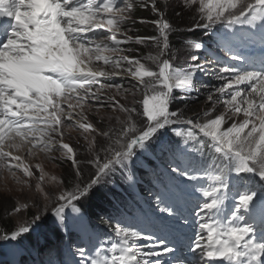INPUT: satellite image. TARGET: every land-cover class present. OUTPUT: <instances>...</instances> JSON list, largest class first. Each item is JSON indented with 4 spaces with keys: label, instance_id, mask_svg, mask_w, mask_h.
Returning <instances> with one entry per match:
<instances>
[{
    "label": "snow or ice",
    "instance_id": "obj_1",
    "mask_svg": "<svg viewBox=\"0 0 264 264\" xmlns=\"http://www.w3.org/2000/svg\"><path fill=\"white\" fill-rule=\"evenodd\" d=\"M169 6L168 0H0V169L31 187L33 167L14 155L21 149L57 151L51 159L73 167L71 188L55 194L43 187L49 174L35 165L38 199L31 206L38 210L0 230V241L18 242L40 228L48 215L41 200L53 198L54 223L70 231L69 211H81L77 202L117 172L133 180L137 162L155 156L165 161L152 205L159 226L147 233L118 226L107 248L91 255L80 248L78 264H264V0H181L175 15L187 10L185 30L202 35L175 51L169 37L181 29L167 18ZM137 8L156 19H133ZM137 22L151 23L158 35H129ZM257 44L259 54H246ZM126 45L150 50L137 55ZM180 59L188 63L179 66ZM200 75L218 83L204 86L210 106L188 116L187 105L172 106L199 98ZM117 77L129 85L112 83ZM86 107L96 113L94 122ZM72 128L85 141L82 151L64 142ZM172 128L179 141L165 140ZM189 188L200 196L190 256L181 238ZM13 205L9 213L30 207L15 198Z\"/></svg>",
    "mask_w": 264,
    "mask_h": 264
},
{
    "label": "rangeland",
    "instance_id": "obj_2",
    "mask_svg": "<svg viewBox=\"0 0 264 264\" xmlns=\"http://www.w3.org/2000/svg\"><path fill=\"white\" fill-rule=\"evenodd\" d=\"M139 2V0H137ZM159 2V0H158ZM169 7L166 9L167 12V18L173 25H178L181 29L180 31H175L171 35H177V46L174 47L171 37L170 44L172 49L175 51L177 49H181L183 46V42L186 39H197L202 35V32L200 34L195 33L192 34V32H187L185 30V26L188 22H190V17L188 15L187 10L181 11V16L177 17L175 15V12L181 9V0H168ZM138 9V8H137ZM137 9L133 11L132 18L137 20L136 13ZM152 14V20L156 19V16ZM141 19H138L139 21ZM146 20V19H144ZM148 21H151L149 17H147ZM149 29H152L155 31V34H151L150 36H156L158 35L155 26L151 23L145 24ZM133 31L129 33V35H139V32H137L136 25L130 24L129 25ZM151 30V31H152ZM146 35V34H145ZM179 35V36H178ZM147 36V35H146ZM149 36V35H148ZM130 47L131 45H126L125 47ZM134 48L139 49V52L136 53L137 55H146L147 52L150 50L149 48H146L144 45H134ZM259 47L260 45L257 44L255 48H249L246 50V52L251 53L255 51L257 54H259ZM193 50L189 49L188 52H191ZM182 55H187V52H182ZM179 66H183L184 64L188 63L186 59H180L176 62ZM234 63V61H232ZM105 70H108L105 67ZM203 77L199 79V86L201 87L200 95L203 100L201 101H195V97L185 100H177L176 104H174L172 107H180L182 109L185 108V105H187V108L185 109L186 114L188 116H192L194 112H200L210 106V102L206 101V95H207V88H205V85L212 86L217 84L218 82L213 80L212 78L202 75ZM104 80L101 78V83H103ZM130 79H122L120 77L115 78L112 83L117 84H123L125 87L129 85ZM96 87H99L97 85ZM114 91V90H113ZM138 100H142L143 94L138 93L137 97ZM131 99V97H129ZM219 107V106H218ZM222 110V108L220 109ZM85 114L88 116L89 120L95 121L96 113L94 111H89L88 108H85ZM101 115H106L107 110H102ZM66 135L64 137V142L69 143L71 146L76 148L78 145L82 146L85 144V141L81 138L80 132L77 131L75 128L72 129H65ZM171 137L173 139H181L180 137L175 136V128L169 129L165 133V140H171ZM99 140V138H98ZM182 142V141H181ZM184 147L183 143L182 146ZM14 155H20L24 158V161L31 165L33 167V171L35 175L32 178H26L24 177L22 171L16 170V175L20 179H29V184L31 187L18 184L16 183L15 179L12 177L11 173L6 169H0V212L1 210L4 211L5 215H8V217L11 219V222L14 227L18 226L19 223L30 220L32 213L36 212L38 210L37 207H32V203L34 200L38 199V193L36 191V184L38 182V176L39 171L35 168V165L40 164L44 171L48 173L49 175L45 177V181L43 182V187L46 191L59 194L60 191L71 188L72 184L70 183L73 180V167L71 165V162L64 160L63 162L60 161H54L51 159V157H59L61 154L57 151H53L51 153H44L37 151L34 155H28L26 153V149H21L20 151H14ZM177 155H180L177 153ZM155 157L151 156L147 159L142 158L140 161L137 162V164L132 168L131 175L134 177L133 180L127 179V174H122L120 172H117L113 177H111L106 183L110 185L111 187L117 188V191H120L121 193L128 194L134 193L135 195H138L141 198V189L140 186L143 185V189L145 192L149 195L147 196V200H145L144 205L137 204V209H135L136 214H132V216L126 217L122 221H117L114 227V231H111V235L113 236V239L111 241H114L117 239L115 236V230L119 227H134L136 229H143L145 232H152L155 231L156 228L159 226L158 221H156L155 217L152 215V205L154 203V194L157 192L159 187V182L157 180V173H155L152 168H149V164H151L152 161H154ZM170 159V157H169ZM162 167L164 169L165 167V161L162 160ZM141 168L148 169L147 172L149 174H152L154 176L153 183H149L148 177L149 176H142ZM91 167H85L84 168V176L83 180H87L91 174ZM55 176L57 177V181L50 182V177ZM151 176V175H150ZM60 180H64V183H59ZM13 198L16 199L19 203H28L30 205L28 210H22L20 213H9V209H11L13 205ZM86 199H83L82 201L77 202V206L79 204L85 203ZM198 199H200L199 193L196 191H192L191 188H189L188 194L185 195V197L182 200V205L185 209V214L187 215V223L182 224V234L181 238L184 241V247L182 248V251L185 255H191L187 252L186 245L190 243V241L197 239V228H196V215L195 213L199 211L197 208V202ZM229 204H231L230 201H228ZM41 204L47 205V218L45 221L42 222V226L35 231H39L40 235L42 237L45 236L48 231L46 228L47 226L58 228L60 231H66V229L62 227H58L57 224L54 223L55 217L52 215V210L56 206L55 199H49V200H41ZM81 209V208H80ZM72 215H78V219H71ZM125 216V215H124ZM69 223L71 225L70 231L67 230V232H71V234L78 235L80 238H83V235L81 232H79L80 229H77L78 226L83 227L84 223L87 225L89 229V235L94 238L91 239L92 243H85L84 249L91 255L94 253V251L97 248H107L109 246H105L103 243L101 237L99 239H95L97 237L93 231L91 226L89 225L88 219L85 217L84 213L82 212V209L79 214H71L69 211ZM128 220V222H126ZM101 224H98L100 227ZM47 235V234H46ZM157 235H161L159 231H157ZM84 241V239H83ZM87 242V241H86ZM89 242V241H88ZM64 243V242H63ZM53 245H50V249L47 251L45 255H40L38 252L31 250V246L29 242L26 240V237L24 236L21 240L17 241H0V264H14L12 260L11 250L15 249L19 253V260L24 259V257L29 259L30 264H54L55 261L59 262L60 264H78L81 257L78 254L79 249H73L70 244L66 241L65 244L60 245L59 248L55 247ZM55 249V251H54ZM56 256V259L54 258ZM14 257H17V253L14 254ZM54 259H53V258ZM169 256H165L164 259H169Z\"/></svg>",
    "mask_w": 264,
    "mask_h": 264
},
{
    "label": "trees",
    "instance_id": "obj_3",
    "mask_svg": "<svg viewBox=\"0 0 264 264\" xmlns=\"http://www.w3.org/2000/svg\"><path fill=\"white\" fill-rule=\"evenodd\" d=\"M152 12L150 9L138 8L136 13V18L138 19H149L152 20ZM137 32H139L142 36H150L151 34H155V31L149 29L145 24H141L137 22L136 24ZM175 25V24H174ZM177 28L178 25H175ZM152 30V31H151ZM198 33L200 34L201 31L197 30L192 32V34ZM146 34V35H145ZM177 35H170L171 41L174 47L177 46ZM179 36V35H178ZM131 45L130 47H133ZM129 47V46H128ZM203 98L199 96V98H195L194 102L201 101ZM173 141V140H172ZM151 164L153 165L154 162L152 161ZM156 167V165H155ZM157 170L161 171V168L158 166L156 167ZM162 173V172H161ZM144 190V189H143ZM145 192V190H144ZM130 195H126L117 191V188L111 187L106 182L102 183L101 185L95 187L90 195L87 197L86 202L79 204L82 212L87 216L90 220L92 225L97 228V224H101L103 229H110L114 228L115 224L118 220H120L123 209L128 206L129 201L134 200V195L131 197ZM121 210L122 212H118ZM0 212V230L3 231H10L13 229V224L11 219L8 215L4 214V211L1 210ZM46 230L48 233L42 237L39 231H33L29 234H26V240L29 242L31 249L36 250L39 254L45 255L47 251L50 249V245H54L60 247L63 242L67 239L69 242H72L73 248L82 246L83 243L79 241V237L74 234H69L66 231H60L58 228L47 226ZM71 236V237H70ZM55 250V249H54ZM25 264H29L28 259L25 258Z\"/></svg>",
    "mask_w": 264,
    "mask_h": 264
},
{
    "label": "bare ground",
    "instance_id": "obj_4",
    "mask_svg": "<svg viewBox=\"0 0 264 264\" xmlns=\"http://www.w3.org/2000/svg\"><path fill=\"white\" fill-rule=\"evenodd\" d=\"M246 54H249V53L246 52ZM199 78H202V76L200 75ZM199 81H200V80H199ZM241 87H243V86H241ZM155 159H156V157H155ZM155 163H157V165H158L160 168L162 167V165H161V164H162V160H160V159H156V160H155ZM77 229H80L79 232L82 233V235L84 236V238H87V239L89 240V237H90V235H89V229H88V227H87V225H86L85 223H84L82 229H81L80 226H78ZM15 253H17V257H14V254H15ZM11 255H12V260H13L14 264H21V262H20V260H19V253H18L17 250L12 249V250H11Z\"/></svg>",
    "mask_w": 264,
    "mask_h": 264
}]
</instances>
